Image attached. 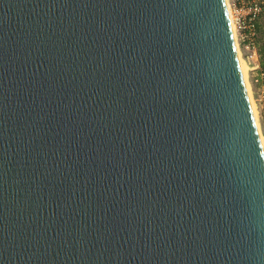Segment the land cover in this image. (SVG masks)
<instances>
[{
	"label": "water",
	"instance_id": "obj_1",
	"mask_svg": "<svg viewBox=\"0 0 264 264\" xmlns=\"http://www.w3.org/2000/svg\"><path fill=\"white\" fill-rule=\"evenodd\" d=\"M0 264H264L227 0H0Z\"/></svg>",
	"mask_w": 264,
	"mask_h": 264
},
{
	"label": "built area",
	"instance_id": "obj_2",
	"mask_svg": "<svg viewBox=\"0 0 264 264\" xmlns=\"http://www.w3.org/2000/svg\"><path fill=\"white\" fill-rule=\"evenodd\" d=\"M230 12L236 30L237 41L243 60L250 67H253L256 57L257 22L264 10L263 0H228ZM229 12V13H230ZM231 17V15H230ZM233 25V23H232ZM235 33V31H234ZM242 50H246L243 54ZM261 78L264 81V70L261 72ZM256 107L260 101L264 100V83L259 97H254Z\"/></svg>",
	"mask_w": 264,
	"mask_h": 264
},
{
	"label": "crops",
	"instance_id": "obj_3",
	"mask_svg": "<svg viewBox=\"0 0 264 264\" xmlns=\"http://www.w3.org/2000/svg\"><path fill=\"white\" fill-rule=\"evenodd\" d=\"M264 1V0H263ZM264 5V4H263ZM256 57L253 67H250L249 76L254 95L258 98L264 81L261 78V72L264 70V10L257 22ZM246 52V50H244ZM257 110L261 122L262 132L264 134V100L257 104Z\"/></svg>",
	"mask_w": 264,
	"mask_h": 264
},
{
	"label": "bare ground",
	"instance_id": "obj_4",
	"mask_svg": "<svg viewBox=\"0 0 264 264\" xmlns=\"http://www.w3.org/2000/svg\"><path fill=\"white\" fill-rule=\"evenodd\" d=\"M227 4H228V9L230 10L229 8V2L227 0ZM230 12V11H229ZM230 15H231V18H232V13L230 12ZM232 23H233V28H234V31H235V38H236V41H237V35H236V30H235V26H234V22H233V19H232ZM237 46H238V54H239V58H240V63H241V68H242V71H243V74H244V77H245V80H246V84H247V88H248V92H249V95H250V98H251V102H252V106H253V109H254V114H255V118H256V122H257V125H258V128H259V131H260V127H259V123H258V111H257V108H256V105H255V100L252 96V91H251V87H250V82L248 80V74H247V66L241 56V52H240V49H239V45H238V41H237ZM260 136H261V139H262V133L260 131ZM262 143H263V146H264V140H262Z\"/></svg>",
	"mask_w": 264,
	"mask_h": 264
},
{
	"label": "rangeland",
	"instance_id": "obj_5",
	"mask_svg": "<svg viewBox=\"0 0 264 264\" xmlns=\"http://www.w3.org/2000/svg\"><path fill=\"white\" fill-rule=\"evenodd\" d=\"M242 53L244 54L245 52L242 50ZM245 55V54H244ZM243 56V55H242ZM245 62V61H244ZM245 64H246V62H245ZM246 66H247V76H248V80H249V82H250V76H249V67H248V65L246 64ZM250 87H251V91H252V96H253V98L254 97H256L255 95H254V93H253V88H252V85H251V82H250ZM255 105H256V103H255ZM257 108V107H256ZM258 111V110H257ZM258 113V112H257ZM258 115V123H259V127H260V131H261V133H262V140H264V134H263V132H262V127H261V122H260V118H259V114H257Z\"/></svg>",
	"mask_w": 264,
	"mask_h": 264
}]
</instances>
